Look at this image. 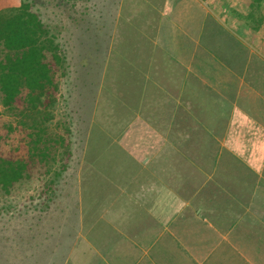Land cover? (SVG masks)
Wrapping results in <instances>:
<instances>
[{
  "label": "crops",
  "instance_id": "1",
  "mask_svg": "<svg viewBox=\"0 0 264 264\" xmlns=\"http://www.w3.org/2000/svg\"><path fill=\"white\" fill-rule=\"evenodd\" d=\"M99 1L90 43L115 128L92 122L87 155L120 160L134 232L81 263L103 256L112 223L81 217L67 264H264V0Z\"/></svg>",
  "mask_w": 264,
  "mask_h": 264
},
{
  "label": "trees",
  "instance_id": "2",
  "mask_svg": "<svg viewBox=\"0 0 264 264\" xmlns=\"http://www.w3.org/2000/svg\"><path fill=\"white\" fill-rule=\"evenodd\" d=\"M78 2L0 9V264H67L85 243L74 239L81 189L65 177H86L82 135L92 122L115 125L114 109L98 101L104 60L90 43L99 31L88 15L100 1ZM68 241L69 253L57 250Z\"/></svg>",
  "mask_w": 264,
  "mask_h": 264
},
{
  "label": "rangeland",
  "instance_id": "3",
  "mask_svg": "<svg viewBox=\"0 0 264 264\" xmlns=\"http://www.w3.org/2000/svg\"><path fill=\"white\" fill-rule=\"evenodd\" d=\"M9 2L12 1L10 0ZM80 2L81 0H79L78 4H80ZM2 5L3 4L0 3V7ZM73 131L75 133V128L73 129ZM83 136L84 135H82V138L85 139V142H87L89 135L87 134L86 137ZM78 138L81 139V137L79 136ZM86 155L87 148L85 146V150L81 153V159L85 162L87 168L85 173L86 177L85 175H82L83 170L81 169L77 172L69 171L68 178L65 177V179L67 180L74 179L76 185L81 189V197L78 200L77 205H80L82 211V213L80 214V219L81 217H83L82 226H86V228H88V225H91L93 224V222L97 221L96 218L98 217V213H100L101 211L104 212V210L105 214H107V217H111L112 223H110V225L107 223V230L104 233L105 237H107L108 244L107 248L104 249V252L101 251L104 257L99 256L96 250H92L88 253L86 252L84 257L82 258L81 263H88L89 261H99L98 259L102 258H104L105 260L111 258L114 255V249L112 250V252H107L106 250L113 248V245H116V243L120 242L122 236L120 233L121 231L128 234H132V232H134L129 230V227L127 225L131 223L132 215H135L131 212L130 207L132 206L128 204V201H130V198L132 197L129 183L126 182L125 184L128 187L124 185L123 179L125 177L121 174L122 169H116V164H121L120 160L117 158L114 163L115 166L111 168H108V166L105 165L104 168H98V163L95 164V162H97L96 158H94L92 154H89L87 156ZM140 158L141 157H137V159ZM147 158L149 159V157ZM104 159L105 162L108 157H104ZM143 162L146 163L147 160H144ZM133 190L134 189H132V191ZM130 228L133 229V226ZM119 236L120 240H118ZM109 239H111L110 242ZM131 239L132 238H130V241H132ZM107 254L110 255L108 256Z\"/></svg>",
  "mask_w": 264,
  "mask_h": 264
}]
</instances>
